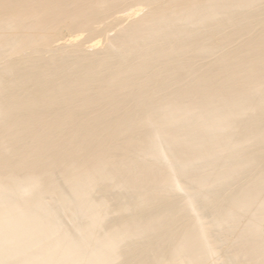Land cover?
I'll list each match as a JSON object with an SVG mask.
<instances>
[{"label": "bare ground", "instance_id": "obj_1", "mask_svg": "<svg viewBox=\"0 0 264 264\" xmlns=\"http://www.w3.org/2000/svg\"><path fill=\"white\" fill-rule=\"evenodd\" d=\"M0 264H264V0H0Z\"/></svg>", "mask_w": 264, "mask_h": 264}]
</instances>
